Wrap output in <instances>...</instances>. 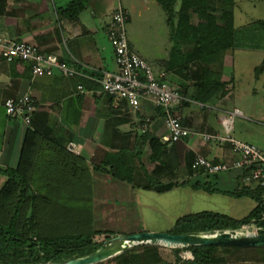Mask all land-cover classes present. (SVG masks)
Returning <instances> with one entry per match:
<instances>
[{
	"label": "crops",
	"instance_id": "obj_1",
	"mask_svg": "<svg viewBox=\"0 0 264 264\" xmlns=\"http://www.w3.org/2000/svg\"><path fill=\"white\" fill-rule=\"evenodd\" d=\"M72 1L0 0L1 39L10 43L23 42L36 47L42 54L55 55L87 77L67 79L59 75L35 76L29 64L19 61L8 64L0 57V169L16 168L25 135L30 131L35 134V167L42 171H62L59 177L71 182L72 188H76L73 185L81 184L90 186L93 200L100 203L97 207L99 212L116 211L120 217L128 216L136 211V206L143 198L154 201L159 195L170 194L186 201V196L191 198L192 193L198 192L189 187L192 185L189 180L186 181L187 186L174 187L165 194H157L143 187H149V180L153 181V186L154 183L163 184L168 179L174 181V171L187 169L188 163L196 156L216 163H233L236 157L230 153L229 148L202 141V134L223 135V132L212 128L207 122V115L195 110L193 106L197 105L186 100L189 105L179 103L173 112L179 117L187 135L174 145L168 144L165 142L167 133L162 126L161 116L150 104L141 102L137 109L132 110L123 101L102 94L97 80L102 73L115 71L106 28L117 6L124 10L128 26L129 10L122 7L120 0H85L84 8L75 18H69L62 14V10ZM136 1L144 5L155 4L160 9L153 0ZM128 45L137 54L136 47L130 41ZM138 56L155 72H165L171 87L178 90L182 85H190L175 72L165 70L168 57L149 61L146 54ZM226 59L224 54L219 61L220 80L223 82L231 79L226 80L223 77ZM79 86L83 88V92L78 90ZM227 89L230 90L228 96L214 107L222 113L231 111L227 108V102L232 95L231 84ZM20 96H28L33 101L34 112L28 125L9 119L2 106L5 100ZM232 132L235 140L255 146L246 139L235 138L233 129ZM149 138L165 144L164 151L167 156L161 163L148 161ZM115 168L119 171L118 176L123 179H127L131 172L134 181L130 184L114 178L112 174L116 171ZM80 169L85 172L81 174ZM230 172H236V179L241 183L242 172ZM56 176L55 172L54 177ZM193 176L188 177L191 180ZM50 179L44 176L40 178V182H48ZM4 183L5 178L0 176V189ZM221 183L230 189L224 192L215 190L216 194L228 197L224 193H231L234 187L230 186V181L225 182L224 179ZM72 188L60 195L68 196L72 193ZM105 203L119 204V208H109ZM99 212L96 214L99 215ZM176 215L174 221L181 215L189 214L181 209ZM102 217L104 216L100 218ZM137 233L140 232L134 234ZM170 250L172 249H165L162 253L160 251L162 264H190L192 259L182 260V252L175 256ZM219 250L221 251L216 256L224 259L225 264H256L252 258L253 249Z\"/></svg>",
	"mask_w": 264,
	"mask_h": 264
},
{
	"label": "trees",
	"instance_id": "obj_2",
	"mask_svg": "<svg viewBox=\"0 0 264 264\" xmlns=\"http://www.w3.org/2000/svg\"><path fill=\"white\" fill-rule=\"evenodd\" d=\"M153 1L165 14L170 39L174 43L165 70L175 72L182 80L190 84L182 85L178 89L182 98L181 103L187 106L189 105L185 102L187 100L202 109L214 108L217 102L228 96L230 91L227 86L231 84V79L228 82L221 81V67L216 65L223 54L237 46L232 13L224 9V7H231L234 0ZM84 4L85 0H73L66 9L62 10V14L75 18L84 8ZM192 16L196 19L194 24L191 21ZM127 22L126 20V26ZM255 26L264 31L263 22H258ZM186 45L188 49L184 50L182 46ZM148 140L150 146L148 161L161 163L167 156L164 151L165 144L153 138ZM207 144L228 148L226 144L212 142ZM35 146V134L27 131L16 168L0 169V176L5 178V183L0 189V264H60L71 259L86 257L99 247L93 242V238L103 234L90 231L72 235L65 231L63 222L71 212L64 202L67 200L61 198L60 200L59 197L63 192L71 190V182L69 183L64 177H59L62 171L37 169L34 162ZM192 161L187 165L189 177L202 174L194 173L191 169ZM209 162L216 163L213 160ZM115 170L112 174L114 178L128 181L130 184L134 181L131 172L128 173L127 179H123L118 176V169L115 168ZM83 172L85 170L80 169V173ZM44 176L51 179L41 183L40 178ZM148 182L149 187H143V189L153 190L157 194H165L174 187L188 184L185 182L177 186L170 182L166 185L153 186L152 180ZM238 182L234 192L224 193V195L230 198L252 200L255 206L246 217L234 220L227 215L211 212L184 215L175 220L172 228L166 233L170 235L201 234L235 231L253 226L255 234H264V188L253 185L244 187L239 180ZM189 187L194 191L209 194L217 192L210 182H197ZM161 249L155 246H138L101 264H162ZM219 249L193 247L170 251L175 256L181 252L190 253L192 257L190 264H225L224 259L216 256ZM231 250L240 251L241 249L232 248ZM252 251L254 262L264 264V248Z\"/></svg>",
	"mask_w": 264,
	"mask_h": 264
},
{
	"label": "rangeland",
	"instance_id": "obj_3",
	"mask_svg": "<svg viewBox=\"0 0 264 264\" xmlns=\"http://www.w3.org/2000/svg\"><path fill=\"white\" fill-rule=\"evenodd\" d=\"M120 2L126 11L129 10L130 23L126 27V38L136 47L137 54L140 56L146 54L149 61H159L168 57L174 43L170 39L165 14L155 4L144 5L136 0H120ZM224 9L232 13L237 40V46L225 53L227 59L225 60V76H223L226 80L231 78L232 95L227 102V108L231 111L237 109L242 114L233 120L234 137L240 140L246 139L247 142L264 151V31L255 26L258 22L264 23V0H234L231 7H224ZM191 20L193 23L196 21L193 16ZM183 48L186 50L187 45ZM218 65L220 63L216 66ZM254 75L255 79H253ZM193 108L207 115V122L212 128L222 131L219 120L225 114L220 110L213 107L202 109L193 106ZM235 174L236 172H228L218 175L217 178L200 174L193 176L194 178L190 180L187 169H178L174 171V181L168 179L163 181V184H159L166 185L172 182L178 186L188 180L192 185L197 182H210L214 190L224 192L230 189L221 183L224 179L225 182L230 181V186L234 187L231 192H234L239 183ZM154 185L158 184L154 183ZM73 186L76 188H72L71 194L59 197V199L67 200L64 202L71 212L63 222L65 231L72 235L90 231L101 232L102 235L93 238V242L99 247L105 241L118 236H129L135 232L162 233L166 229L169 231L175 222L173 218L177 217L176 214L181 209L187 211L189 215L211 212L241 220L255 206L254 202L247 198L221 197L220 194H216L217 192L210 195L198 191L192 193L191 198L186 196V201L179 200L178 196L170 194L156 196L157 199L154 201L146 197V199L143 198L144 201L141 200L142 205L138 203L135 212L132 211L131 215L120 217L116 211L109 213V211L97 210L100 203L93 200L90 186L83 184ZM105 206L119 208V204L115 203H105ZM98 212L99 215H97ZM101 216L104 217L100 218ZM132 248L124 250L123 253ZM162 249L161 253L167 248ZM183 253L185 252H182L180 256ZM191 259L186 258L185 261Z\"/></svg>",
	"mask_w": 264,
	"mask_h": 264
},
{
	"label": "built area",
	"instance_id": "obj_4",
	"mask_svg": "<svg viewBox=\"0 0 264 264\" xmlns=\"http://www.w3.org/2000/svg\"><path fill=\"white\" fill-rule=\"evenodd\" d=\"M106 38L113 54L115 71L102 73L97 80L101 93L123 101L130 109H137L141 102H147L160 113L162 126L167 133L165 142L174 144L187 131L182 127L180 119L173 112L174 108L181 103L182 98L178 90L171 87L167 82L165 72H155L153 68L141 59L129 48L126 38V14L117 6L110 16L106 28ZM0 57L8 64L15 61L27 63L35 76L52 77L59 75L67 79L76 77L87 78L76 70L73 65H67L55 55L40 53L36 47L23 42H6L0 38ZM78 90L83 92L81 86ZM5 115L13 121H21L29 124L34 112L33 101L28 96H20L5 100L3 103ZM220 120L223 135H203V143L226 144L230 153L236 157L231 163H213L196 156L191 164L194 173L201 172L206 176H218L233 170H240L243 186H259L264 188V152L256 146L235 140L232 134L233 120L240 117L238 110L223 112ZM250 227H244L250 233ZM240 230V229H239ZM182 260L191 259L188 252L183 253Z\"/></svg>",
	"mask_w": 264,
	"mask_h": 264
},
{
	"label": "water",
	"instance_id": "obj_5",
	"mask_svg": "<svg viewBox=\"0 0 264 264\" xmlns=\"http://www.w3.org/2000/svg\"><path fill=\"white\" fill-rule=\"evenodd\" d=\"M137 246H155L167 249L193 247L257 249L264 248V234H255L254 227H250V233H247L245 229L184 235L137 233L129 236H118L105 241L90 255L64 261L60 264H100L118 257L124 250Z\"/></svg>",
	"mask_w": 264,
	"mask_h": 264
}]
</instances>
